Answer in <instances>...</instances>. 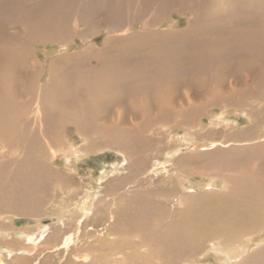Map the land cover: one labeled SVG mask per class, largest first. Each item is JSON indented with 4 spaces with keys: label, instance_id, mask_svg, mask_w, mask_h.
I'll return each instance as SVG.
<instances>
[{
    "label": "bare ground",
    "instance_id": "1",
    "mask_svg": "<svg viewBox=\"0 0 264 264\" xmlns=\"http://www.w3.org/2000/svg\"><path fill=\"white\" fill-rule=\"evenodd\" d=\"M29 2L23 26L16 7L0 8V241L13 239L0 245V264H55L53 251L67 252L60 264H264V0ZM77 40L81 50L70 51ZM191 91L199 106H186ZM208 108L249 122L212 146L232 155L212 173L222 189L203 188L228 194L214 192L196 209L183 192L155 203L136 182L131 193L121 185L130 169L164 174L168 163L178 167L177 183L186 182L182 158L170 160L179 148L166 160L150 142L161 127L189 125ZM97 135L119 150L91 166L98 170L91 188L64 193L56 161L69 181ZM187 142L199 151L209 141ZM54 186L64 199L48 213ZM9 211L30 219L8 224ZM82 226H103V235L79 249Z\"/></svg>",
    "mask_w": 264,
    "mask_h": 264
},
{
    "label": "rangeland",
    "instance_id": "2",
    "mask_svg": "<svg viewBox=\"0 0 264 264\" xmlns=\"http://www.w3.org/2000/svg\"><path fill=\"white\" fill-rule=\"evenodd\" d=\"M24 1L25 2H23V0H0V8L1 7L5 8L7 2L11 6L12 9L14 7H16L18 10L17 14L20 16L17 19V22L20 21V22H18L17 25H22V23L24 21L22 18L23 17L22 12L24 13V11H25L24 9H22V7H23V5H25V7L27 6V9H29L28 6H30L29 0H24ZM27 1H28V3H27ZM81 1L82 0H75L76 7L83 6V5H80V3H79ZM84 1H85L84 5H86L89 2H91V4H90L91 6L94 5V4H92L93 0H84ZM125 1H128L130 6L134 7V5H135V7H136L137 0H133V1L132 0H125ZM110 5H112V3H110ZM168 10H170V9H168ZM105 12L109 13V10H106ZM21 15H22V17H21ZM169 17L171 19H173V18L177 19V16L175 14L172 16L170 15ZM184 22L185 21L182 20V23H184ZM99 23H96V24L92 23L91 25L89 24V31H90L89 35L91 37V35L93 34L92 35V41H95L100 45V44H102V40H103L104 36H102V34L100 32L101 28L99 26ZM102 23H100V24H102ZM91 26H93V27H91ZM94 26H96V27H94ZM141 26L142 25L140 23L139 27L141 28ZM93 29H94V31H93ZM96 32H97V34H96ZM77 50H81V45H80L79 40H77V42L70 49V51H72V52H76ZM190 100H191V103L186 102V106H188V107H190L191 105H192V107L197 106V105L199 106L200 100H202V99L195 96L193 94V92L191 91ZM222 109H225V108H215V109L208 108L206 111V114L198 117L195 121L190 122L189 125H182V124H177L175 122H170L171 126L168 124L167 127H161L157 131V133L155 135H153L156 138H154V137L152 138V141L150 142V147L152 148V150L155 149V150H158L160 152V158L168 160L169 158L168 159L166 158L167 151L170 150L171 148H174V149L179 148V150H180L179 153L177 155H175L174 157H171L170 160L173 163H177V161H179L182 158L183 167H186V169H187V172H186L187 178L185 180L186 182H184L182 184L177 183V181L174 177L175 174L177 173V171H174V170L172 171L171 169L176 168V170H177L178 167H177V165L174 166L173 164L168 163L169 167L167 168V171L164 172V174L161 172H158L157 170H153V168H151V169H145V168L130 169V170H132V173H127L126 176H125V174L123 175V179L120 182L121 185L124 186L125 189L130 190L129 191L130 193L133 192L135 189H138L140 187L142 189H145V191L148 192L147 194L145 193V195H144L145 199L146 200H153V201H155V203L163 202V199H165V198H168L169 201H173V199L175 197L174 195H176L177 193L183 192V193H185L183 195V197H185L186 201L191 206L195 205L196 209H198V208L201 209V207L203 208L204 204L202 203L201 200L204 198H206L208 200V196L212 195V193H214V192L215 193L228 194L227 192H229V191L225 192L226 190H224V189H223V191H221V189H222L221 187L224 186L223 182L221 181L222 179L219 177H216L212 173H215L214 169L217 167V164L220 163V161L223 157L226 158V156H230L232 154L230 151L224 150L223 147L221 148V145H218V147L216 146L215 148L212 146H214L215 144H217L219 142L221 143L224 140V134L232 135L233 133L237 134V133L241 132L244 128H246V126H249V122L248 121L245 122L243 120H240L238 117H236L234 115H225V116L223 115V116H221L220 113H221ZM72 136H73L72 141H74L76 144L81 143L80 137L77 134H73ZM69 137H70L69 133L66 132V138L65 139L69 140ZM189 138H196V139H202V140L209 141L207 143V148L201 149L199 151L198 150L197 151H189L186 148V144H188L187 141L189 140ZM102 139H104V138H102V136H100V135H97L95 137H93V136L90 137V145L89 146H91V147H89V149H92V152L89 153L88 155H85L86 160L79 162V167L74 170L75 172L73 171V176H71V179L69 181L66 179V175H65L66 173H65V171H63V169H64L63 165H61L60 163H58V161H56L54 166L58 165V167H60V170H62L61 172L64 173L63 177L58 180V182L64 188L63 189L64 193H66V191H68L70 188L71 189L68 191V193L69 192L71 193L74 187H78V189L79 188H85V189L91 188L93 185V181L89 178V175L90 174L91 175L96 174L95 170H96V172L98 171L96 168L91 169V166L97 167L98 164L96 163V160H100V161L102 160V161H107V162L112 161V158H114L113 156H115L113 151L119 150V148H107V147L101 145ZM191 156L193 158H191ZM155 160H156L155 158L153 160H151V163L155 164L157 162ZM128 167L130 168V164L128 165ZM128 167L125 170L128 171L129 170ZM172 172H174V174H171ZM132 182H136L135 186H138V188H136V187L133 188ZM208 182H213L214 184L217 185L218 188H221V189L211 190V191L205 190L204 189L205 187L203 188V186L205 184H207ZM192 183L197 184L200 187L198 188V190L195 193H190V192L186 193V191H188L190 188L189 187L185 188V187L192 185ZM55 187L56 186H54L52 188V190H53V194L51 195L52 198H51V200L48 201V204L46 206L48 213L55 212V209H57V207H55V206L63 203L64 198H62V196L64 195V193L60 189H58V188H60V186H57L56 188ZM169 188H170V190H169ZM147 190H149V191H147ZM81 191H84V190H81ZM164 193L166 194V196H164ZM83 195H85V193ZM212 196H214V195H212ZM78 197L83 199L82 195H80ZM209 198H211V197H209ZM211 200L212 199H210V201ZM215 202H218L216 200V198H215ZM170 204H171V202H170ZM189 204H188V206H190ZM176 206H177V204H176ZM183 212H186V211H183ZM5 215H6L5 221H7L8 224H11L12 221H17L20 219L21 220L30 219L26 216L20 217V214L11 213L10 211L7 212ZM173 219H174V217L171 218L170 221H172ZM122 225H121V227L117 228V230L120 229V230H118V232L121 231ZM92 227H95V226H92ZM102 227L103 226H98L95 228V231H94L91 229V226L87 227V229L82 226V228L79 231V237L80 238H79V242L77 243L78 248L79 249L84 248L88 244L89 241L92 242V241L98 240L99 239L98 236L100 237L103 235ZM74 229H75L74 227H71V229H68L67 232L70 230H71V232H74ZM135 230L138 231L137 229H135ZM83 231L84 232L85 231L90 232V233L94 232V234L97 236H95L94 234L93 235L91 234V236H87V234H85L86 232L84 233ZM83 237H85V238H83ZM234 239L238 240V241L235 240V242H238V243L241 241V237H239V236H236ZM12 240L13 239H11V236H10L7 241L9 243H11ZM7 241H0V245L8 244ZM82 244H83V246H82ZM20 246H22V245H16V247H20ZM47 252H50V251H47ZM47 252L44 251V252L40 253L39 258L44 259L45 258L44 256L48 255ZM67 255L68 254L66 251L65 252L63 251V253H61V254L58 253V251L57 252L53 251V254H52L53 258H51V260L55 264H60L64 260V256L67 257ZM209 258L206 257L204 260L208 261ZM136 260H140V262H142L143 257L139 256L136 258ZM198 261H200V260H198ZM208 262H213V260L211 259Z\"/></svg>",
    "mask_w": 264,
    "mask_h": 264
},
{
    "label": "water",
    "instance_id": "3",
    "mask_svg": "<svg viewBox=\"0 0 264 264\" xmlns=\"http://www.w3.org/2000/svg\"><path fill=\"white\" fill-rule=\"evenodd\" d=\"M20 222H17V224H19Z\"/></svg>",
    "mask_w": 264,
    "mask_h": 264
}]
</instances>
